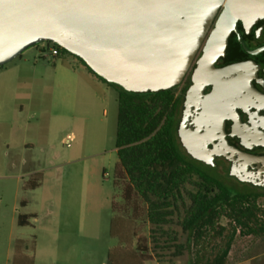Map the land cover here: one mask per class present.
Here are the masks:
<instances>
[{"label":"rangeland","instance_id":"rangeland-1","mask_svg":"<svg viewBox=\"0 0 264 264\" xmlns=\"http://www.w3.org/2000/svg\"><path fill=\"white\" fill-rule=\"evenodd\" d=\"M46 45L30 46L0 66V81L14 85L13 96L0 100V126L26 127L30 121V133L39 134L35 154L41 158L35 187H24L26 174L21 180L0 179V264H110L121 254L124 264H146L144 247L153 264H194L197 255L221 246L217 228L235 225L224 215L199 243H189L183 228L197 178L168 210L163 230L150 223L149 204L118 172L117 88L98 77L91 87L80 84L82 71L75 75L73 68L83 63L69 53L42 51ZM257 204L264 209V199ZM20 214H27V224L19 223ZM240 231L226 264H264V233ZM179 245L182 251L174 255Z\"/></svg>","mask_w":264,"mask_h":264},{"label":"water","instance_id":"water-1","mask_svg":"<svg viewBox=\"0 0 264 264\" xmlns=\"http://www.w3.org/2000/svg\"><path fill=\"white\" fill-rule=\"evenodd\" d=\"M223 4L221 26L196 65L187 109L210 81L245 68L236 63L219 69L214 60L224 52L229 24L264 15V0H0V66L49 41L125 90L171 89L185 78Z\"/></svg>","mask_w":264,"mask_h":264},{"label":"trees","instance_id":"trees-1","mask_svg":"<svg viewBox=\"0 0 264 264\" xmlns=\"http://www.w3.org/2000/svg\"><path fill=\"white\" fill-rule=\"evenodd\" d=\"M45 42L57 47L60 54L69 53L77 57L101 81L117 88L115 145L119 158L118 172L127 175L132 188L149 204L148 217L152 225L162 229L167 222L168 210L194 178L198 179V189L191 194L189 213L183 221L189 243L192 240L199 243L214 232L215 222L222 215L235 223L231 228L219 226L215 234L222 245L213 246L206 255H197L194 264H226L239 227L245 235L264 233V209L257 204L264 197L235 194L212 177L202 164L187 160L181 152L176 136L181 99L174 88L157 92L125 90L97 75L79 56L59 44ZM18 220L21 225L27 224L25 215H20ZM182 248L183 245H179L174 255L180 254ZM140 252L146 264H153L147 256V247ZM110 264H124L122 254L118 258L112 257Z\"/></svg>","mask_w":264,"mask_h":264},{"label":"flooded vegetation","instance_id":"flooded-vegetation-1","mask_svg":"<svg viewBox=\"0 0 264 264\" xmlns=\"http://www.w3.org/2000/svg\"><path fill=\"white\" fill-rule=\"evenodd\" d=\"M224 10L223 4L188 73L174 87L181 99L177 142L187 160L202 164L235 194L264 197V15L241 16L229 24L224 52L214 65L222 69L246 63L245 68L210 81L186 109L196 65L221 26Z\"/></svg>","mask_w":264,"mask_h":264},{"label":"crops","instance_id":"crops-1","mask_svg":"<svg viewBox=\"0 0 264 264\" xmlns=\"http://www.w3.org/2000/svg\"><path fill=\"white\" fill-rule=\"evenodd\" d=\"M78 69H81V74L77 72ZM73 73L75 75H77L78 73V76H80L79 81L82 85L89 82L95 83V80L98 79L97 76L90 72L84 64L82 66H78L77 68H73ZM89 84L88 86L91 87L92 85ZM13 88L14 85H11L10 81H0V100H4L9 96H13V93H11L13 91ZM91 89L93 90V88ZM81 91H83V88L81 89ZM97 98L103 99V97L98 96V94ZM1 110H3L2 105H0V111ZM19 110L20 113L23 112V103L19 105ZM29 124L30 121L27 122L26 127L20 126L17 123H10L9 127L0 126V167L5 168V171L0 173L2 174L0 175V179H4L7 181L21 180L22 176L26 174L29 175L30 179L24 187L32 188L36 186V182L34 181L35 176L40 173L38 166L41 165V158L39 155L35 154V151L37 150V138L39 134L36 130L30 133V130L28 128ZM24 169L25 172H23ZM2 198L3 197L1 196L0 201L2 200ZM20 204L25 205L26 201L22 200ZM16 208V205H14L13 210H15ZM20 215L26 216L27 214Z\"/></svg>","mask_w":264,"mask_h":264},{"label":"built area","instance_id":"built-area-1","mask_svg":"<svg viewBox=\"0 0 264 264\" xmlns=\"http://www.w3.org/2000/svg\"><path fill=\"white\" fill-rule=\"evenodd\" d=\"M44 43L47 45L41 48L42 51H50L53 56L60 55V51L57 47H55L53 44H50L47 42H44Z\"/></svg>","mask_w":264,"mask_h":264}]
</instances>
